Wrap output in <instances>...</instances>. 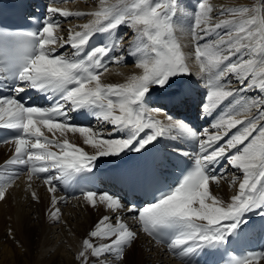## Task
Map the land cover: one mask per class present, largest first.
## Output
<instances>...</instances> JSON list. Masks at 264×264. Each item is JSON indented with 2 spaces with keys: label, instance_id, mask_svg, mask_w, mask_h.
<instances>
[{
  "label": "snow or ice",
  "instance_id": "snow-or-ice-1",
  "mask_svg": "<svg viewBox=\"0 0 264 264\" xmlns=\"http://www.w3.org/2000/svg\"><path fill=\"white\" fill-rule=\"evenodd\" d=\"M120 2L123 3V0ZM173 10L174 0H159L156 3L151 0H132L130 5L123 4L119 9L115 5H105L91 13H73L49 7V13L59 14L64 19L84 15H91L93 19L81 26L82 31L73 33L70 30L66 40L55 34L60 22L54 16L44 21L38 33L17 34L22 63L18 79L29 87L60 95L55 104L46 108L26 107L14 97H0V128L20 130L19 135L13 138L14 154L5 161L4 167L28 166V179L31 180L34 175L43 179L48 192L52 194L53 207L58 203L54 181L68 172L90 171L99 156L118 155L129 149L141 151L158 137L168 135L173 130L194 136L198 141L194 168L179 180L176 187L162 193L155 203L135 209L123 205L110 194H99V200L117 214L115 227L108 223L111 217H100L88 235L92 239L100 238L108 242L96 245L92 239L85 238L77 256L81 264L122 262L124 249L133 243L138 233L122 222L121 212L133 213V219L138 221L144 233L157 243H166L168 250L186 264V257L203 247L225 244L227 237L243 222L241 218L246 212L264 209V67L257 73L258 62L239 55L249 47L244 41L254 38L255 34L249 26L255 24L256 20H244L234 31L230 30L209 41V37L215 35L217 30L231 25L233 21L221 20L211 25V6L206 0L198 5L192 28V38L196 42L195 57L201 61L202 72L205 71V62L208 69L213 70L212 78L207 82L204 113L211 115L214 109L230 97H236L239 92L254 89L261 95L246 100L241 96L236 105L242 103V109L232 106L231 110L221 112L209 128L194 133L182 121H174L166 114V122L156 119L154 113L162 110L143 104V98L150 90L164 89L173 77L191 74L180 45L171 39ZM227 11L242 16L249 9L237 7ZM220 14L223 15L224 10ZM122 23L135 29L138 37H147L151 48L139 44L133 48L129 42L127 55L138 56L137 67L143 70L142 74L131 76L127 83L104 85L100 82L102 71H107L109 64L124 61V55L109 57V53L124 51L126 37H115L87 52L85 49L96 32L111 34ZM261 23L264 24V21ZM201 41L204 43L201 44ZM66 46L72 49L71 53L57 54L59 49ZM234 56L237 60L232 62ZM259 63L264 64V59ZM0 71L3 69L0 68ZM229 76H234L237 84L245 85V81L247 84L243 88H232L233 81L228 79ZM16 91H23V88H17ZM86 107L97 109V119L111 125V128L94 131L67 123L68 112ZM252 109H255L254 115L250 114ZM241 116L244 118L241 119ZM42 129L52 133V138L46 136ZM210 129L216 131L210 132ZM233 129L237 130L229 135ZM57 132L60 136L67 132L79 133L84 137L85 144L97 149L96 154L88 155L66 138L61 141L56 137ZM113 132H127V137L112 138ZM52 148L57 151H52ZM225 158L231 168L242 173V178L233 173V182L239 179V185L228 203L212 195L209 188L210 181L218 182L228 174V170L221 169L215 175L206 174L205 171L208 165ZM53 171L56 175H40ZM18 175L19 171L9 176V181ZM97 195L92 191L83 192L84 200L93 206ZM4 196L5 188L0 187V198ZM33 197L36 198L35 193ZM66 198L61 197L60 200ZM260 214L264 215V211ZM171 226H177L176 234L167 241L160 239L157 229ZM113 253L114 258L111 255ZM90 256L96 259H90ZM262 260L264 251H257L240 258L233 256L230 264H258Z\"/></svg>",
  "mask_w": 264,
  "mask_h": 264
},
{
  "label": "bare ground",
  "instance_id": "bare-ground-1",
  "mask_svg": "<svg viewBox=\"0 0 264 264\" xmlns=\"http://www.w3.org/2000/svg\"><path fill=\"white\" fill-rule=\"evenodd\" d=\"M80 1L81 2L72 1L71 3H61L56 6L73 13H91L93 11L99 10L102 6L105 5H115L116 8L119 9L123 7V4L127 3H120L117 0H103V3L102 0ZM186 2H188V5L190 6L193 0H186ZM206 2L212 8V11L209 13V23L211 25H214L221 20L233 21L231 25L222 27L221 29L217 30V33L215 35L209 37V41L215 40L219 35H222L230 30L234 31L240 22L255 18L254 15L237 18H228L227 16L225 18L215 17L214 15H217V13L221 12V10L227 11L228 9H230V7L235 8V6L233 4H229V1L227 2L222 0H207ZM188 5H185V10L187 8L186 6ZM236 5L248 7L250 3H247V0H239V3ZM190 10L191 9H189V11ZM260 16L261 18L264 17L261 14ZM191 17L192 16L190 15V18ZM69 18L70 19L68 20V23L60 25L59 28L55 30V34L63 37L65 40L67 39L70 30L73 33L75 31H82L83 29L81 26L93 19L91 15H84L80 18L71 16ZM260 20L262 21V19ZM179 23L180 26H182L181 28L187 29V25L184 21ZM256 23L251 25V30L255 35L257 32V28H254ZM262 25L263 27H258L261 32L262 30H264V24ZM119 29L121 31V35L126 37V41L124 42L125 49L124 51H121L120 54L124 55V61L120 64H111V67H109L107 71H103L101 73L100 82L104 85L127 83L131 76L141 75L143 71L141 68L137 67L138 56L127 55V45L129 42L133 44V48H135L137 44L143 47L145 46L143 44V40L137 36L135 29L130 28V33L128 34V32H124L120 28V25L115 29V32L118 34V36H120ZM178 30V32L181 33L179 41L180 49L185 55L188 67H196L201 71V61H198L195 57V53L192 52L195 51L194 44H196V42L192 38V30L189 31V36L187 30ZM200 43L203 44L204 41H201ZM244 43L248 44L249 47L242 50L239 55L244 59L256 60L258 62L257 73H259L260 68L264 67V64L259 63L262 59H264V56L262 55V53H260V50L262 49L261 45L260 43H252L251 40H246L244 41ZM60 50L61 49H59L58 51ZM67 51V48H63L62 51L58 52L57 54L67 53ZM133 57H135V60ZM236 60L237 57L234 56L232 58V62H235ZM130 63L133 64L130 65ZM205 69L209 70L211 73L213 71L208 69L206 62ZM211 73L208 74L205 71H203L202 73L196 72V74L192 75V77L187 81L182 80L181 75H178L173 77L169 81V85L165 88H170L172 85L185 83H192L195 86L206 88V86H208V83L207 85L205 83L212 78ZM228 79L233 81V84L231 85L232 88H243L247 84V81H245V85L237 84L235 82L234 76H229ZM257 79H259V76L257 77ZM159 90L161 89L157 88L155 90L154 88L146 93L143 98V104L145 97H150L152 96L153 92H157ZM260 95L261 93L254 89L251 91L239 92L237 93L236 97H230L228 100L222 103L223 112L226 110H231L232 106H236L239 109H242V103L240 105H236V101L240 100L241 96H243V98L246 100L251 97ZM96 112L97 109H95L93 117H95L97 121L98 119L96 116ZM250 114L254 115L255 109H252L250 111ZM154 115L156 119L161 120L162 122H166V118H164L160 114L155 113ZM240 118L243 119L244 117L241 116ZM107 128H111V125H107L105 127L103 126L100 128V130L104 131ZM236 130L237 129H233L230 135ZM42 131H44V134L46 136L52 138V133H48L46 129H42ZM116 134V132H113L112 138H117ZM122 134L123 132H119L117 136L120 138V135ZM64 136H60L59 132L56 133V137L58 139H62L64 138ZM68 140L72 141L75 146L80 147L88 155L96 154L97 149L90 144H85L84 137H82L79 133L72 134L68 138ZM14 149V142H12L11 144H7L4 147H0L1 174L5 172L4 163L14 154ZM111 156L113 155L99 156L98 158H107ZM233 173H235L237 177L242 178V173L237 172L236 169H229L228 174L225 177L220 178L218 182H209L211 194L215 195L225 203L230 202L231 196L236 194V192L238 191L239 179L233 182ZM4 188L5 196L0 199V264H81V261L77 259V256L83 248V240L85 238L92 239L88 236V232L94 229V226L98 222L100 217L108 215L112 218L108 221V223H111L112 226L115 227V216L117 214L111 212V210L107 208V204L104 202H102L100 205H89L88 202L84 200L83 196L70 200H60L61 196L55 193L58 203L55 207H53L51 204L52 194L48 192L47 186L35 178L29 180L28 177L25 176L13 180ZM33 193H35L36 198L33 197ZM95 205H97V207H95ZM56 209H59V211L56 212ZM54 212L56 213L55 216H53ZM119 214L121 215L122 222L128 225L133 231L138 233V237L130 246H128L126 250H124V257L122 262L120 261V263L179 264L177 256H174L173 253L167 255L162 247L155 245L146 237H144V232L141 230L138 221H135L133 217L128 216L129 213L121 212ZM30 234H33V238H30L32 253L40 254V259H27L24 253L23 246L27 243L25 239L28 240L27 238ZM97 239L100 238L92 239V242L96 245L103 244L100 243V241H96ZM74 247H76L75 250L73 249ZM71 255L73 256V258ZM90 259H92L91 256ZM258 264H264V260L259 261Z\"/></svg>",
  "mask_w": 264,
  "mask_h": 264
},
{
  "label": "rangeland",
  "instance_id": "rangeland-1",
  "mask_svg": "<svg viewBox=\"0 0 264 264\" xmlns=\"http://www.w3.org/2000/svg\"><path fill=\"white\" fill-rule=\"evenodd\" d=\"M120 2V0H117ZM207 1V0H206ZM222 1H229V4H233L235 6V8L237 7H245V6H237L236 4L239 3V0H222ZM127 2V3H125ZM132 0H123V3L125 4H131ZM152 3H156V2H159V0H151ZM182 2V3H181ZM200 2H202V0H193V2H191L190 6L188 5V2H186V0H174V15H172L171 17V23L173 24V26L175 25V27L173 28V36H172V42H175L177 44H180L179 41H180V36H181V33L178 32L179 30L178 29H183V30H187L188 32V36H189V31L192 30L193 26H194V22H195V14L198 10V5L200 4ZM225 2V3H227ZM121 3V2H120ZM247 3H250V5L247 7L249 9V12L246 13V14H243L242 16L240 14H233V13H230L228 11H224V14L221 15L220 13L221 12H218L217 15H214L215 17H220V18H225L226 16L228 18H237V17H246V16H255V20L257 21L256 25L254 28H257V32H256V35L254 36L253 39H251V42L252 43H260L261 47L264 48V34H262V32L259 30L258 27H263V25L261 24L262 21H264V17L261 18L260 14L262 16H264V0H247ZM188 5L186 6V11H188V13L185 11L184 7L185 5ZM233 8V7H230V9ZM189 9H191L189 11ZM181 14V15H180ZM188 15V16H187ZM190 15L192 16L190 18ZM259 15V16H258ZM183 16V17H182ZM184 18V19H182ZM262 19V21L260 20ZM186 23L187 25V29L185 28H181L182 26H180V23L179 22H183V21ZM188 22H187V21ZM260 22V24H259ZM124 25H125V28H124ZM259 25V26H258ZM119 27V26H118ZM250 28L252 27L251 25L249 26ZM120 28L124 31H127L130 33V28L129 25L127 23L125 24H121L120 25ZM259 31V32H258ZM142 40H143V44L144 45H147L149 47V49L151 48V42L147 39V37H144V36H139ZM126 41V40H125ZM124 41V42H125ZM259 41V42H258ZM123 42V43H124ZM196 46V44H194V47ZM195 53V51H192ZM260 53H262V49L260 50ZM152 55L154 56V53H152ZM264 56V55H263ZM200 65H201V62H200ZM190 72H191V69H189ZM205 72L210 74L211 72L207 69H205ZM212 74V73H211ZM184 76V75H183ZM74 133L72 132H67V134H65L64 138L60 139V140H63V139H67ZM75 134H78V133H75ZM77 136V135H75ZM69 142H71V144L75 145L74 143H72V141L68 140ZM5 187V186H4ZM232 193V192H231ZM102 202L99 200V196L98 197H94V204H97V205H100ZM97 205H95V207H97ZM47 219V218H46ZM113 221V220H111ZM92 231V230H90ZM90 231L88 232V234L90 233ZM33 234H30L29 237L27 238L28 240L25 239V241L27 242L26 244H24L23 246V250H24V253L27 257V259H30V258H36V259H40V254H37V253H32V245L30 244L31 242V239L33 238L32 236ZM89 236V235H88ZM31 238V239H30ZM29 241V242H28ZM96 241H100V243H107L108 241L105 240V239H97ZM95 241V242H96ZM95 244V243H94ZM128 247H126L124 250H126ZM74 250L76 249V247L73 248ZM70 255V254H69ZM68 255V256H69ZM112 257L114 258L115 257V254H111ZM72 256V255H71ZM73 258V256H72ZM92 259H96V258H93ZM118 261V263H117ZM115 262V264H123V263H120L119 260H117ZM108 263H111L112 264V261H109Z\"/></svg>",
  "mask_w": 264,
  "mask_h": 264
}]
</instances>
